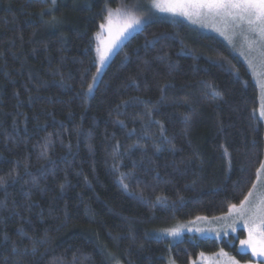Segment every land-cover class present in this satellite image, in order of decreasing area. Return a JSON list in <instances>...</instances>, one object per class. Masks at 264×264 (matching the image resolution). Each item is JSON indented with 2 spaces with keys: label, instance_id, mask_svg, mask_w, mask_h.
<instances>
[{
  "label": "trees",
  "instance_id": "16d2710c",
  "mask_svg": "<svg viewBox=\"0 0 264 264\" xmlns=\"http://www.w3.org/2000/svg\"><path fill=\"white\" fill-rule=\"evenodd\" d=\"M124 1L0 0V264L251 260L236 238L161 232L252 189L264 157L253 76L218 37L156 17L93 83L94 35Z\"/></svg>",
  "mask_w": 264,
  "mask_h": 264
},
{
  "label": "rangeland",
  "instance_id": "374dc122",
  "mask_svg": "<svg viewBox=\"0 0 264 264\" xmlns=\"http://www.w3.org/2000/svg\"><path fill=\"white\" fill-rule=\"evenodd\" d=\"M48 1L54 4L53 0ZM158 2L164 6L165 11H161L155 6V0H125L115 8L105 9L103 21L94 35L96 63L97 68H101V71L98 73L96 70L93 83L99 78L116 50L129 37L141 30L151 19L165 17L170 20L182 21L194 32L211 34L226 43L230 51L244 63L253 76L259 93L257 114L264 123V117L261 116V112H264V40L260 38L259 34L249 32L246 22H233L231 18L224 15L209 12L207 8H201L195 0H158ZM170 4L174 6L172 11L167 10ZM132 19H139L140 23L124 31L123 35H119L117 39L118 34ZM113 40H115V46L112 47L106 62L101 65L100 54L112 45ZM242 201L243 205L239 203L235 207L232 206L222 216L197 217L190 221L178 222L161 232V235L170 242H176L185 236L217 240L232 237L238 239V251L249 253L251 256V260L240 261L220 250L211 254L201 253L189 264H261L264 257L253 255L251 247L247 244L241 246V241L251 240L252 244H256L264 240V234L260 228V221L264 214L258 211V209L264 208V157L257 179ZM253 220L255 228L250 237L249 228ZM176 229L179 230V234L170 235ZM241 232L244 235L239 238ZM112 261L113 264H121L117 258H113Z\"/></svg>",
  "mask_w": 264,
  "mask_h": 264
},
{
  "label": "snow or ice",
  "instance_id": "6c2138e0",
  "mask_svg": "<svg viewBox=\"0 0 264 264\" xmlns=\"http://www.w3.org/2000/svg\"><path fill=\"white\" fill-rule=\"evenodd\" d=\"M201 8H207L209 12H213L217 15H224L227 18H231L233 22H246L248 25V31L251 33H258L260 38L264 40V0H195ZM55 4V0H53ZM155 6L161 11L166 9L162 6L158 0H155ZM167 10H174L173 5H169ZM140 23L139 19H132L125 25V28L118 34L123 35L124 31L132 28L133 25H138ZM103 27V25H101ZM115 46V40L112 41V45L109 46L105 51L100 54L99 60L101 65L106 62L109 53L112 51V47ZM99 51V50H98ZM101 68H97L99 73ZM95 79V77H93ZM89 90H91V85H89ZM261 116L264 117V112H261ZM243 201L241 204L243 205ZM235 207V206H233ZM259 212L264 214V208L258 209ZM255 228V221L251 222V227L249 228L250 237ZM260 228L262 234H264V215H262L260 221ZM179 230H173L170 235H178ZM248 245L252 249L253 255L264 257V240L259 241L256 244H252L251 240L241 241V246ZM261 264H264V260H261Z\"/></svg>",
  "mask_w": 264,
  "mask_h": 264
}]
</instances>
